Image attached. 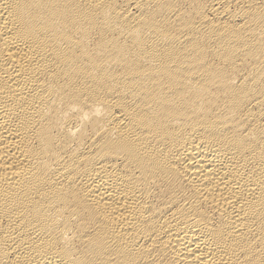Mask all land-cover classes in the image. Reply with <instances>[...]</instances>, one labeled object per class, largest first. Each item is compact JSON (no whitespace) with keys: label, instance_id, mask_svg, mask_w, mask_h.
Returning a JSON list of instances; mask_svg holds the SVG:
<instances>
[{"label":"bare ground","instance_id":"obj_1","mask_svg":"<svg viewBox=\"0 0 264 264\" xmlns=\"http://www.w3.org/2000/svg\"><path fill=\"white\" fill-rule=\"evenodd\" d=\"M0 264H264V0H0Z\"/></svg>","mask_w":264,"mask_h":264}]
</instances>
